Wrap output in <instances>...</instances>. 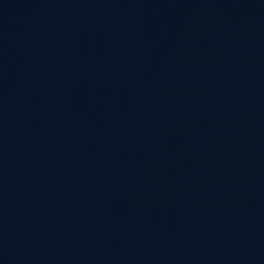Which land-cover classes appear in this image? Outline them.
<instances>
[{
  "label": "water",
  "instance_id": "95a60500",
  "mask_svg": "<svg viewBox=\"0 0 264 264\" xmlns=\"http://www.w3.org/2000/svg\"><path fill=\"white\" fill-rule=\"evenodd\" d=\"M0 264H264V0H0Z\"/></svg>",
  "mask_w": 264,
  "mask_h": 264
}]
</instances>
